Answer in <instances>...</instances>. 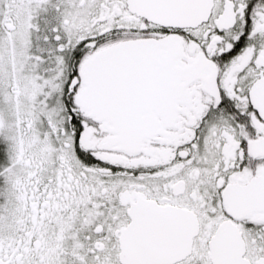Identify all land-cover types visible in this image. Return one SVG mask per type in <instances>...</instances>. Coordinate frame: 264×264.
<instances>
[{
	"label": "flooded vegetation",
	"instance_id": "flooded-vegetation-1",
	"mask_svg": "<svg viewBox=\"0 0 264 264\" xmlns=\"http://www.w3.org/2000/svg\"><path fill=\"white\" fill-rule=\"evenodd\" d=\"M5 6L0 27L28 36L35 85L8 78L34 112L0 145V264H136L126 229L143 200L181 215L154 223L170 255L153 264H264V0H212L180 25L129 0ZM132 43L83 82L98 52Z\"/></svg>",
	"mask_w": 264,
	"mask_h": 264
},
{
	"label": "water",
	"instance_id": "water-1",
	"mask_svg": "<svg viewBox=\"0 0 264 264\" xmlns=\"http://www.w3.org/2000/svg\"><path fill=\"white\" fill-rule=\"evenodd\" d=\"M194 0H129L130 9L149 20L161 24H193L196 21L205 19L210 11L212 0H204V6L200 8L192 7ZM153 5L155 8H153ZM118 44L98 52L95 57L83 65L81 78L87 85L96 79L101 80L106 69V62H122L124 53L135 51V46ZM89 72V73H87ZM262 82H257L255 86L260 87ZM86 92L83 93L85 95ZM96 111V110H95ZM155 206V205H154ZM153 206V201L143 200L138 202L131 210V223L126 229L127 239L130 240L128 248L124 249L125 257L136 264H153L154 259L166 258L170 253L166 249L160 248L162 243H153L156 234L162 232L160 227H155L158 219L167 223L172 218H180V213L171 209H160ZM220 228L213 238V244L225 241V234ZM234 239V238H233ZM242 247V245H241ZM214 252V251H212ZM242 254V248L239 255ZM241 260V259H239Z\"/></svg>",
	"mask_w": 264,
	"mask_h": 264
},
{
	"label": "rangeland",
	"instance_id": "rangeland-1",
	"mask_svg": "<svg viewBox=\"0 0 264 264\" xmlns=\"http://www.w3.org/2000/svg\"><path fill=\"white\" fill-rule=\"evenodd\" d=\"M6 1L0 0V17L6 10ZM27 35L20 29L15 34L0 27V145L8 153L10 149V136L13 129V120L19 113H33L26 100L22 103L12 102L8 92V78L12 73L16 74L21 82H24L25 89L31 90L34 87V67L29 64L27 58L28 42ZM30 87V89L27 87ZM26 99V97H25ZM2 150V147H0ZM1 154V153H0ZM2 164L0 159V165Z\"/></svg>",
	"mask_w": 264,
	"mask_h": 264
}]
</instances>
